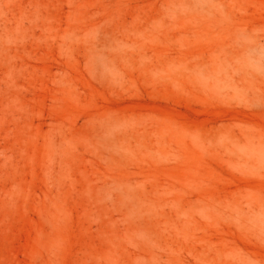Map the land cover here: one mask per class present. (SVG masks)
Segmentation results:
<instances>
[{"label": "rangeland", "instance_id": "obj_1", "mask_svg": "<svg viewBox=\"0 0 264 264\" xmlns=\"http://www.w3.org/2000/svg\"><path fill=\"white\" fill-rule=\"evenodd\" d=\"M0 264H264V0H0Z\"/></svg>", "mask_w": 264, "mask_h": 264}]
</instances>
